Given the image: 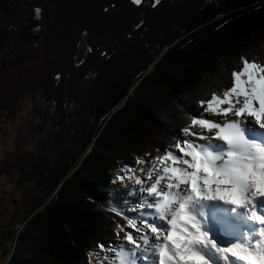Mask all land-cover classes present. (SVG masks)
Wrapping results in <instances>:
<instances>
[{
	"label": "trees",
	"instance_id": "obj_1",
	"mask_svg": "<svg viewBox=\"0 0 264 264\" xmlns=\"http://www.w3.org/2000/svg\"><path fill=\"white\" fill-rule=\"evenodd\" d=\"M44 2L49 25L43 77L21 88L24 97L10 101L12 107L19 103L20 125L11 126L9 137L16 151L48 133L56 140L68 135L72 145L57 148L56 158L45 156L37 165V192L28 200L22 216L27 224L17 235L7 264H92L98 244L119 243L123 235H115L121 217L112 209L126 198L121 194L129 187L110 189L117 172L125 165L136 167L139 156L149 153L151 159L159 155L157 149L182 143L183 128L197 114L199 101L205 93H223L216 85L227 86V73L241 55L258 62L264 58V0ZM130 54L136 57L133 66L127 62ZM96 66H101L104 77L98 97L99 77L91 76L98 74L97 68L92 70ZM54 77L59 79L55 88ZM63 81L76 89V101L68 98L64 105L72 101L78 105L68 125L61 124L63 115L68 119L67 109L57 99ZM167 87L177 89L180 102ZM180 87L186 88L182 90L186 99ZM93 88V102L79 100ZM9 105L0 115L10 113ZM82 106L85 111L78 113ZM121 125L128 143L140 142L139 146L128 147L116 135L122 133ZM7 253L5 247L1 259Z\"/></svg>",
	"mask_w": 264,
	"mask_h": 264
},
{
	"label": "snow or ice",
	"instance_id": "obj_2",
	"mask_svg": "<svg viewBox=\"0 0 264 264\" xmlns=\"http://www.w3.org/2000/svg\"><path fill=\"white\" fill-rule=\"evenodd\" d=\"M227 77L216 85L223 96L199 101L182 143L137 159L147 165L139 187L112 209L123 242L98 244L111 253L101 259L94 249L98 264H264V58L242 54ZM133 167L113 183L132 179Z\"/></svg>",
	"mask_w": 264,
	"mask_h": 264
},
{
	"label": "rangeland",
	"instance_id": "obj_3",
	"mask_svg": "<svg viewBox=\"0 0 264 264\" xmlns=\"http://www.w3.org/2000/svg\"><path fill=\"white\" fill-rule=\"evenodd\" d=\"M43 3L45 4L44 0ZM116 45H121L122 43H114ZM128 60L127 62H130V65L133 66V64L136 61L135 56H127ZM204 65V64H203ZM206 66V65H205ZM98 69V74L92 73L91 76L93 79H96L99 77V81L96 82V86L99 88V94L97 95L95 93V97H98L100 95V90L104 84V77L100 73L101 66H96L93 67L92 70ZM204 69V68H203ZM221 71V70H220ZM95 72V70H94ZM186 74H189V72L185 71ZM198 73V72H197ZM201 73V71H200ZM199 74V73H198ZM98 75V76H97ZM220 72H218V76H220ZM50 75L48 72L46 73V78L49 79ZM222 77V75H221ZM59 79H55L54 77V84L53 87L55 88L56 84L58 83ZM215 80V78H214ZM47 82V81H46ZM172 83V82H171ZM64 84V86L61 87L62 91L58 93L59 101H60V106L64 109H67L65 114L68 119L65 120L64 115L62 119V125H68L69 119L72 118L70 116L72 114V111L76 108H78V105L72 101L68 106L64 105L67 101L68 98H71V100H75V93L76 89L74 86H70L68 81H63L61 85ZM174 84V83H173ZM32 88V86H29ZM166 89V88H165ZM168 93L175 94L176 96L178 95V91H170V89L167 87ZM184 95V98L186 99L187 93L185 91H182L183 89H186L185 87H180L178 88ZM94 92L95 89H92V93L88 94L87 96L84 95H79V100L83 101L84 103L87 104V102H93L94 101ZM162 95V94H161ZM160 99L163 100L164 98ZM25 94L22 96L24 97ZM218 96H223V93H220ZM93 98V99H92ZM180 98L177 96V99H175L176 102H180ZM19 100V99H18ZM188 100V99H187ZM76 101V100H75ZM79 101V103H80ZM9 105V104H8ZM11 107L10 113L6 116H0V204L2 203L3 199L2 194L5 192L6 194V199L4 200L3 205L7 206V209H2L0 206V264H7L9 260L13 257L14 254V248L16 244V237L17 235L23 231V228H25L27 224V219L26 221L22 222V216L24 215L23 212L27 210V204L29 203L28 200H30L31 196L36 194L37 189V179H38V169L37 170V165L40 163L41 159V165L43 164V158L45 156H50L49 159L53 160V158H56L57 151L56 149H68L71 148L70 146L72 145L70 140L66 138L63 135H61V140H56L55 136L52 133H48L46 135H41V139L38 143H35L33 145H26V146H20L19 150L15 149V146L13 144L12 139L9 137L10 134L13 132L11 130V126L13 124L20 125V112H19V103L16 102L13 104V107L11 104L9 105ZM88 107V106H87ZM82 110L78 113H83L85 110L84 106L81 107ZM63 111V110H62ZM4 113V111H3ZM64 113V111H63ZM170 112H167L166 115H170ZM40 115L41 112H40ZM205 118L214 120V121H222L223 117L220 116H215L212 115L211 113L205 112ZM226 119H233V117L229 116ZM45 128H51V125L45 126ZM118 130V129H117ZM119 130L122 131V133H118V137L126 142V145L129 147L131 145L132 147L139 146L140 142H134L128 143V138L125 136V133L122 129V125L119 127ZM115 129L112 131V133H115ZM147 131V130H146ZM193 131H201L199 128L193 129ZM101 131L99 130V133ZM150 131L145 133V137L149 139L148 133ZM8 135V136H7ZM211 135V134H209ZM14 136V134H13ZM25 136V134H24ZM7 137V138H6ZM11 140H9V139ZM190 139H194L193 137H189ZM7 139V140H6ZM156 137L153 135V141H155ZM95 140V139H94ZM94 143V142H93ZM199 143H205V141H199ZM88 152V151H87ZM140 157V156H139ZM138 157V158H139ZM148 159H150L148 157ZM147 165L141 163L137 164L136 167H133V172L130 174L132 175V179L130 180H125L123 182L121 181H116L114 184L113 181L114 179L119 176V175H129L127 172V169L124 168L122 170H119L117 172V175L112 178V183L110 189L113 191H121L123 189H126L129 186H135L139 187V185H135V177L140 176L141 173L137 170L138 168H144ZM77 168V167H76ZM74 169L72 172H75L77 169ZM138 173V174H137ZM70 176V174L67 176V178ZM65 181V180H64ZM63 181L56 187L55 191L53 192V195L51 198L55 196V194L58 192V190L62 187ZM42 191V190H41ZM46 192V191H42ZM51 200V199H50ZM28 201V202H27ZM15 202V203H14ZM27 202V203H26ZM24 210V211H23ZM80 223L82 221L80 220ZM11 236V241H9ZM123 242V235L121 237V240L119 243ZM10 245V246H9ZM65 245V243H64ZM8 248V253L6 254L5 257L1 259V254L3 252L4 248ZM131 247V246H129ZM71 249V248H69ZM66 254H70L68 252V249H64ZM105 255H111V253H104ZM94 256V254H93ZM92 259V264H98L97 260V255L94 256ZM101 258V257H100ZM102 259V258H101ZM107 264V262H105Z\"/></svg>",
	"mask_w": 264,
	"mask_h": 264
},
{
	"label": "flooded vegetation",
	"instance_id": "obj_4",
	"mask_svg": "<svg viewBox=\"0 0 264 264\" xmlns=\"http://www.w3.org/2000/svg\"><path fill=\"white\" fill-rule=\"evenodd\" d=\"M48 25L43 0H0V112L23 86L41 81Z\"/></svg>",
	"mask_w": 264,
	"mask_h": 264
},
{
	"label": "bare ground",
	"instance_id": "obj_5",
	"mask_svg": "<svg viewBox=\"0 0 264 264\" xmlns=\"http://www.w3.org/2000/svg\"><path fill=\"white\" fill-rule=\"evenodd\" d=\"M138 174V173H137Z\"/></svg>",
	"mask_w": 264,
	"mask_h": 264
},
{
	"label": "clouds",
	"instance_id": "obj_6",
	"mask_svg": "<svg viewBox=\"0 0 264 264\" xmlns=\"http://www.w3.org/2000/svg\"><path fill=\"white\" fill-rule=\"evenodd\" d=\"M143 157V156H142Z\"/></svg>",
	"mask_w": 264,
	"mask_h": 264
}]
</instances>
